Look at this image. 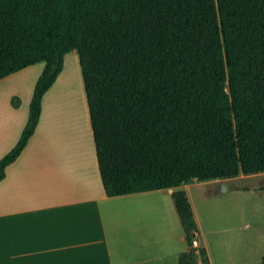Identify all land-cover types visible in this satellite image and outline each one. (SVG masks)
I'll return each mask as SVG.
<instances>
[{"label":"trees","instance_id":"16d2710c","mask_svg":"<svg viewBox=\"0 0 264 264\" xmlns=\"http://www.w3.org/2000/svg\"><path fill=\"white\" fill-rule=\"evenodd\" d=\"M71 51L107 196L264 173V0H0V79L43 63L0 180ZM172 198L179 264H197L190 204Z\"/></svg>","mask_w":264,"mask_h":264},{"label":"crops","instance_id":"0c3cea01","mask_svg":"<svg viewBox=\"0 0 264 264\" xmlns=\"http://www.w3.org/2000/svg\"><path fill=\"white\" fill-rule=\"evenodd\" d=\"M68 58L69 54L65 55L62 71L72 64ZM74 62L80 78L76 55ZM42 69L34 71L27 88L24 86L25 99L17 75L21 70L0 79V158L15 145L26 124L34 83ZM55 84L41 99V113L32 135L0 180V264H179L187 244L172 193L184 191L189 200L188 189L196 180L176 187L107 196L83 88L80 134L84 142H79L77 149L89 146L90 150L82 147L84 152L76 148L71 152L61 140H54L53 110L46 100ZM13 97L19 99L17 107L11 104ZM82 156L90 158L79 161ZM79 163L84 165L79 167ZM162 192L172 198L169 212ZM199 236L197 231L194 237ZM195 240L197 260L200 241ZM203 254L208 261L204 247Z\"/></svg>","mask_w":264,"mask_h":264},{"label":"rangeland","instance_id":"374dc122","mask_svg":"<svg viewBox=\"0 0 264 264\" xmlns=\"http://www.w3.org/2000/svg\"><path fill=\"white\" fill-rule=\"evenodd\" d=\"M68 54L67 62H72V64L69 68L65 67L63 73L59 74V76L61 75L60 85L72 81L74 76L81 83V77L79 78L77 66L74 62L76 53L71 51ZM42 66L43 63L41 62L18 72L17 75L20 76L23 85L21 87L22 98H26V88L33 78V72L39 70ZM56 89L57 87L53 89L52 95H49L51 100H46L48 105L54 104V106H51L53 112H56V109H54L56 108V97H54ZM83 112L81 111L82 115ZM78 126L81 131V125ZM222 186L225 188H222ZM188 194V202L194 212L192 218H194L193 221H195L196 227L199 228L197 231L200 234L197 238L193 237V239L200 241L197 255L199 264L259 263L264 255V173L239 174L227 180H217V182L193 181L191 188L188 189ZM160 195L167 202L166 210L172 209V198L166 192H162ZM167 215L169 216L170 213H167ZM175 215L174 217H177ZM203 247L207 251L208 261L204 260Z\"/></svg>","mask_w":264,"mask_h":264},{"label":"bare ground","instance_id":"6f19581e","mask_svg":"<svg viewBox=\"0 0 264 264\" xmlns=\"http://www.w3.org/2000/svg\"><path fill=\"white\" fill-rule=\"evenodd\" d=\"M61 73H63V71L61 72ZM60 79H61V75H60V77L58 78V80H56L57 82V85L55 84V86L57 87V89L54 91V97H56V99H55V102H56V108H54V109H56L55 111L56 112H53V119H52V123H54L53 125H54V128H53V132H54V135H55V139L54 140H56L57 142H58V140H63L62 141V143L64 144V145H66V147H67V149L69 150L70 149V151L71 150H73V151H75V150H82V147L84 148V149H88V150H90V147L89 146H85V147H87V148H85L84 146H82V147H80L79 149H77L81 144H82V137H81V131L79 130V126L78 125H81L80 123H81V121H82V119L83 118H81V115H82V113H81V111L83 112V110H84V108H83V106H84V104H83V93H82V88H84L83 87V85H82V87H81V83H79L78 82V80H77V78L74 76L73 77V80L72 81H70V82H68L67 84H63V85H60ZM56 87H54V88H56ZM52 95V94H51ZM51 96H49L47 99H48V101H50L51 100V98H50ZM53 102V101H52ZM50 106H54V104H52V105H50ZM52 110H53V108H51ZM84 113V112H83ZM87 114V113H86ZM84 115V114H83ZM88 115V114H87ZM48 116H49V114H48ZM79 116V117H78ZM78 117V118H77ZM80 118H81V120H80ZM52 129V128H51ZM50 133V132H49ZM61 138V139H60ZM80 138H81V140H80ZM48 141H50V140H48ZM81 144H80V143ZM84 142V141H83ZM48 143V142H47ZM63 144L61 145V146H63ZM87 144V143H86ZM76 148V149H75ZM64 149H66V148H64ZM75 149V150H74ZM83 149V150H84ZM63 150V149H62ZM82 150V151H83ZM88 150H87V152H88ZM64 151V150H63ZM73 151H71V152H73ZM62 152V151H61ZM84 152V151H83ZM89 152H91V151H89ZM50 153V152H49ZM67 153H69V152H67ZM53 154H56V153H54L53 152ZM58 154V153H57ZM74 154V153H73ZM81 154H83V153H81ZM80 153H79V155H81ZM90 154V153H89ZM74 155H76V154H74ZM51 156H53V155H51ZM88 156V155H87ZM83 157V159H80L79 158V161L80 160H84L85 159V162H86V160L88 159V158H90V157H88V158H85V156H82ZM52 158V157H51ZM54 158V157H53ZM52 158V159H53ZM75 158H77V157H75ZM64 160V159H63ZM56 161V160H55ZM73 161V160H72ZM88 161V160H87ZM51 162V161H50ZM52 162H54V161H52ZM78 162V161H77ZM64 165H65V163H63ZM83 165H84V163H82ZM55 165H56V163H55ZM54 165V166H55ZM79 167L80 166H83V165H80V163L79 164H77ZM77 165H75V167L76 168H78V166ZM53 166V167H54ZM56 166H58V165H56ZM73 166V165H72ZM71 166V167H72ZM52 167V166H51ZM70 167V168H71ZM58 168V167H57ZM56 168V169H57ZM53 169V168H52ZM56 169L55 170H52V171H56ZM68 169V168H67ZM89 169V168H88ZM58 171V170H57ZM73 171V170H72ZM79 171V170H78ZM50 172H51V169H50ZM68 172H70V171H68ZM76 172V171H75ZM80 172V171H79ZM79 172H78V174H79ZM87 173V172H86ZM56 174V173H55ZM64 174V173H63ZM70 174V173H69ZM74 174V173H73ZM67 175V174H66ZM61 176V175H60ZM73 176V175H72ZM75 176H77L76 174H75ZM71 177V176H70ZM81 177V176H80ZM84 177V176H83ZM75 178H78V176L77 177H75ZM68 179V178H67ZM66 179V180H67ZM65 180V181H66ZM61 181H64V180H61ZM74 183V182H73Z\"/></svg>","mask_w":264,"mask_h":264},{"label":"built area","instance_id":"2783aa9c","mask_svg":"<svg viewBox=\"0 0 264 264\" xmlns=\"http://www.w3.org/2000/svg\"><path fill=\"white\" fill-rule=\"evenodd\" d=\"M196 246H197V242H196L195 239H193L192 244H191V247L192 248H195Z\"/></svg>","mask_w":264,"mask_h":264},{"label":"water","instance_id":"95a60500","mask_svg":"<svg viewBox=\"0 0 264 264\" xmlns=\"http://www.w3.org/2000/svg\"><path fill=\"white\" fill-rule=\"evenodd\" d=\"M222 188H225L224 186H222Z\"/></svg>","mask_w":264,"mask_h":264}]
</instances>
